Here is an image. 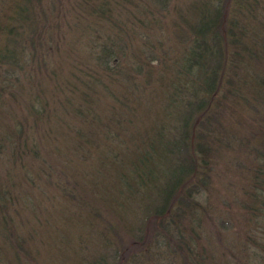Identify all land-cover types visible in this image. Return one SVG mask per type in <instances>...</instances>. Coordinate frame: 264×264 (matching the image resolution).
I'll return each mask as SVG.
<instances>
[{"label":"trees","instance_id":"trees-1","mask_svg":"<svg viewBox=\"0 0 264 264\" xmlns=\"http://www.w3.org/2000/svg\"><path fill=\"white\" fill-rule=\"evenodd\" d=\"M181 1L0 0V264H264L207 208L245 151L264 253V0Z\"/></svg>","mask_w":264,"mask_h":264},{"label":"rangeland","instance_id":"rangeland-1","mask_svg":"<svg viewBox=\"0 0 264 264\" xmlns=\"http://www.w3.org/2000/svg\"><path fill=\"white\" fill-rule=\"evenodd\" d=\"M169 1L177 6L184 7L181 0ZM164 10L163 15H157L156 23H174L177 16L173 9L170 6L168 7L167 4ZM161 27H166V30H162L163 34H166L167 30L170 32L168 25H162ZM162 37L166 36L162 35ZM247 159V154L243 150H237L236 147L226 149L224 154L217 159L216 180L211 189L214 193L207 200V208L212 217V225H209L208 229L211 241L209 247L211 249L217 248L219 242L217 239L220 238L226 256L229 254L228 251L235 252L236 248L244 245L251 251H255L258 256L264 255L250 240L246 242L243 240L245 234L258 236L257 226L250 217L247 218L242 214L243 210L241 206L239 207L238 198L236 197L240 195L241 183L248 175L245 169L248 163ZM239 197L241 198V196ZM242 252L245 254V251ZM53 255L62 256L59 251L55 250H53ZM55 261V264H60L58 258Z\"/></svg>","mask_w":264,"mask_h":264}]
</instances>
